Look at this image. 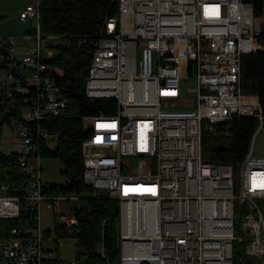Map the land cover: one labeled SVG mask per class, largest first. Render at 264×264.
I'll return each mask as SVG.
<instances>
[{
  "label": "built area",
  "instance_id": "2783aa9c",
  "mask_svg": "<svg viewBox=\"0 0 264 264\" xmlns=\"http://www.w3.org/2000/svg\"><path fill=\"white\" fill-rule=\"evenodd\" d=\"M117 2L98 36L77 45L92 47L86 96L116 102L112 114L82 119L81 156L94 195L118 201L119 264H234L236 251L240 262L264 264V156L254 146L264 115L240 85L242 54L263 50L264 0L257 15L246 0ZM18 18L31 28L0 36V99H18L22 119L32 123L19 124L17 161L29 180L0 182V218L31 216L0 235V264H59L82 198L46 192L41 180V142L56 134L39 123L69 105L57 82L62 70L44 61L59 37L42 32L38 0ZM18 40L25 42L19 58ZM189 76L195 86L187 102L180 83ZM233 117L257 120L237 168L205 159L202 150L204 134L225 138L220 127ZM42 209L53 213L52 228H44ZM70 263L78 264L74 254Z\"/></svg>",
  "mask_w": 264,
  "mask_h": 264
},
{
  "label": "trees",
  "instance_id": "16d2710c",
  "mask_svg": "<svg viewBox=\"0 0 264 264\" xmlns=\"http://www.w3.org/2000/svg\"><path fill=\"white\" fill-rule=\"evenodd\" d=\"M253 4L254 14H259L261 0H246ZM40 26L44 34L58 35V42L50 44L54 53L44 61L62 70L57 77L62 93L69 105L60 117L46 116L39 126L54 139L43 140L40 146L41 158H56L62 163L60 173L63 183L43 184L46 192L74 193L82 196L76 209L78 226L70 237L75 239L74 257L78 264H110L118 261V232L120 211L116 199L107 194L97 193L83 180L81 142L88 136L83 128L85 116L112 114L116 109L113 98H89L85 94V81L92 56L90 45H77L79 37L95 38L102 31L108 17L117 13V0H38ZM263 50L245 53L240 62V85L242 93L255 103L264 115V36ZM190 74V72H189ZM19 100L0 99V117L10 121L14 116L18 124L25 122L20 114ZM253 117H233L220 128L225 127L227 135L221 141V149L215 150V134L203 136V156L205 159L230 164L237 168L248 151L253 132L257 129ZM32 127V126H31ZM19 152L9 154L0 151V182L6 181L12 187L26 184L29 180L19 168ZM11 194L15 192L10 191ZM16 195H20L19 191ZM94 195V196H93ZM26 213V212H25ZM21 213L16 218H0V235L6 234L13 226L27 224L31 214ZM26 215V216H25ZM234 248V245H233ZM147 264V263H143ZM234 264H249L239 261L236 251Z\"/></svg>",
  "mask_w": 264,
  "mask_h": 264
},
{
  "label": "rangeland",
  "instance_id": "374dc122",
  "mask_svg": "<svg viewBox=\"0 0 264 264\" xmlns=\"http://www.w3.org/2000/svg\"><path fill=\"white\" fill-rule=\"evenodd\" d=\"M33 24V23H32ZM22 29L28 26V23H21ZM18 36V35H17ZM52 43L58 42V40L49 41ZM51 43V44H52ZM19 58V56H17ZM19 60V59H18ZM3 69H0L2 71ZM195 86V79L193 76L185 77L180 83V91L182 97L187 101H191L193 98V88ZM19 124L15 122L14 116L10 117V121L3 120L0 117V151L5 154H9L14 151H21L20 147V133H19ZM20 139V140H19ZM255 154L259 156H264V126L263 129L259 131L255 139ZM61 162L56 158H42L41 159V180L43 184L48 183H63L64 177L60 173ZM100 192V191H98ZM53 213L42 209L41 211V220L44 228H52L53 226ZM62 259L59 261V264H71V259L73 258V251L75 250V239L72 237H67L63 240L62 246ZM248 260L252 261L254 264L260 263L261 260L255 257H249ZM110 264H119V254L118 261L114 260Z\"/></svg>",
  "mask_w": 264,
  "mask_h": 264
},
{
  "label": "crops",
  "instance_id": "0c3cea01",
  "mask_svg": "<svg viewBox=\"0 0 264 264\" xmlns=\"http://www.w3.org/2000/svg\"><path fill=\"white\" fill-rule=\"evenodd\" d=\"M35 1L36 0H0V36L3 37L8 35L20 36L25 32H27L31 28V24H28V26L25 27V29H22L21 27L22 25H19L21 21L18 18V11L27 3H31ZM24 49H25V42L23 40H18L15 47V53L17 54V56H21ZM19 144L21 145V140ZM63 240L65 239H62L59 247L60 253L62 252V250L64 251V247H67L68 244L65 243L66 246H62Z\"/></svg>",
  "mask_w": 264,
  "mask_h": 264
},
{
  "label": "water",
  "instance_id": "95a60500",
  "mask_svg": "<svg viewBox=\"0 0 264 264\" xmlns=\"http://www.w3.org/2000/svg\"><path fill=\"white\" fill-rule=\"evenodd\" d=\"M215 139L217 140L216 141V147H215V150H220L221 149V141L222 139L219 138V136H215ZM219 140V141H218Z\"/></svg>",
  "mask_w": 264,
  "mask_h": 264
},
{
  "label": "bare ground",
  "instance_id": "6f19581e",
  "mask_svg": "<svg viewBox=\"0 0 264 264\" xmlns=\"http://www.w3.org/2000/svg\"><path fill=\"white\" fill-rule=\"evenodd\" d=\"M255 132H257V129H256V131Z\"/></svg>",
  "mask_w": 264,
  "mask_h": 264
}]
</instances>
